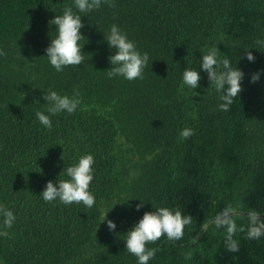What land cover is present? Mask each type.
Wrapping results in <instances>:
<instances>
[{
    "label": "trees",
    "instance_id": "1",
    "mask_svg": "<svg viewBox=\"0 0 264 264\" xmlns=\"http://www.w3.org/2000/svg\"><path fill=\"white\" fill-rule=\"evenodd\" d=\"M72 4L0 0V204L16 215L10 228L0 217V264H137L122 235L152 204L179 208L191 223L178 241L150 242L159 251L149 264H264V238L240 233L229 252L213 223L228 206L264 214V75L249 82L264 70V0H102L81 15L84 61L57 72L42 56L50 21ZM113 23L148 53L143 79L107 75ZM209 46L245 74L228 112L200 70ZM185 68L201 77L193 90L183 85ZM48 87L78 92L81 103L44 129L34 113ZM184 127L193 129L187 139ZM84 153L94 157V207L43 200L46 182L65 178L64 166Z\"/></svg>",
    "mask_w": 264,
    "mask_h": 264
},
{
    "label": "clouds",
    "instance_id": "2",
    "mask_svg": "<svg viewBox=\"0 0 264 264\" xmlns=\"http://www.w3.org/2000/svg\"><path fill=\"white\" fill-rule=\"evenodd\" d=\"M101 3L102 0H73L72 5H66L60 14H56L50 21V24L55 26V31L50 33L51 39L42 57H45L47 63L57 72H62L67 66H77L84 61L85 56L81 49L85 43L82 41L85 39L80 31L83 28L81 15L99 9ZM105 39L109 48L114 49L108 57L111 67L107 75L110 78L119 76L128 81L143 79L144 69L149 65L148 53L139 51L135 42L116 23L108 27ZM258 43L264 45V41ZM3 54L0 51V55ZM243 58L249 63L255 60L251 52H245ZM199 66L201 71L207 73L217 93V108L228 112L234 99L242 91L244 71L239 67H233L228 58L220 56L215 46H209L202 52ZM262 75L264 70L251 73L249 82H258ZM36 78L37 75L34 74L33 79ZM181 79L186 88L193 90L198 87L201 77L196 69L185 68L181 73ZM44 99L47 101L44 110L37 109L34 113L35 120L44 129L53 127L52 116L60 113L73 114L81 103L78 92L67 95L51 87L46 89ZM192 134L193 129L190 127H184L180 131L182 139H187ZM93 164L94 157L91 153L78 155L72 163L64 166L60 173L65 178L46 182L40 193L42 199L47 202L58 200L65 205L82 203L89 209L93 208L96 202L94 194L90 191L94 173ZM136 207L139 210L141 205ZM152 207L153 211L144 212L142 217L122 235L125 249L135 256L137 264H149L159 251L158 248L148 247L150 242L154 243L162 236L170 242L178 241L184 236L185 226L191 223V217L182 215L179 208L153 204ZM106 212L101 221L105 222L109 231H113L116 229V223L106 219ZM0 217H3V225L9 228L16 220L14 212L3 204H0ZM237 217L241 218V223H237ZM213 223L217 229H223L224 234L221 239L229 252L238 251L240 233L252 241L264 238V219H261V212L254 208L241 212L234 211L231 206L225 207L215 214ZM4 234L6 233H0V235Z\"/></svg>",
    "mask_w": 264,
    "mask_h": 264
},
{
    "label": "water",
    "instance_id": "3",
    "mask_svg": "<svg viewBox=\"0 0 264 264\" xmlns=\"http://www.w3.org/2000/svg\"><path fill=\"white\" fill-rule=\"evenodd\" d=\"M261 216H264V214H261Z\"/></svg>",
    "mask_w": 264,
    "mask_h": 264
}]
</instances>
